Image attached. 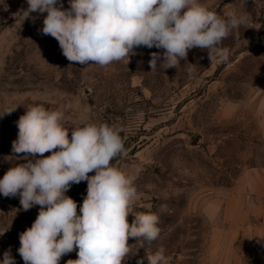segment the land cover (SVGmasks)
Here are the masks:
<instances>
[{"label":"rangeland","instance_id":"rangeland-1","mask_svg":"<svg viewBox=\"0 0 264 264\" xmlns=\"http://www.w3.org/2000/svg\"><path fill=\"white\" fill-rule=\"evenodd\" d=\"M200 2L222 17L247 16L223 41L229 59L210 61L207 50L193 48L176 68L151 71L150 54L162 49L137 47L129 60L103 67L70 62L58 41L40 31L46 13L22 21L27 0H0V115L16 107L0 116V179L24 162L10 157L16 122L30 106L63 111L69 138L72 127L84 123L121 129L124 149L112 164L134 178L137 197L128 222L151 212L161 228L159 238L143 247L129 238L131 252L122 264H137L161 246L170 264H227L221 260L237 257L246 264L261 251L242 212L264 201L246 194L238 180L262 162L264 0ZM86 189L82 181L66 192L77 202V214ZM38 212L39 206L25 211L19 196L0 195V261L10 249L16 264H24L19 235ZM77 251L59 264L77 259Z\"/></svg>","mask_w":264,"mask_h":264},{"label":"clouds","instance_id":"clouds-1","mask_svg":"<svg viewBox=\"0 0 264 264\" xmlns=\"http://www.w3.org/2000/svg\"><path fill=\"white\" fill-rule=\"evenodd\" d=\"M27 0L19 12L22 21L32 13L47 15L40 29L58 41L64 57L81 65L107 66L135 54L137 47H155L148 61L151 71L176 68L193 48L207 50L210 61L225 62L230 49L223 41L248 22L245 14L226 17L200 0ZM91 62V63H90ZM16 107L4 111L10 114ZM64 113L42 104L26 109L16 122L17 138L10 159L15 164L0 179V195L19 196L27 211L39 206L30 228L20 233L17 249L24 264H122L130 255L129 238L151 244L161 233L156 213L139 212L128 222L137 197L134 178L113 166L124 149L117 129L106 123L68 127ZM45 153H51L45 156ZM22 154V155H21ZM94 175L89 176V173ZM87 182L86 196L77 214V202L66 195L73 184ZM2 235V234H0ZM159 247L137 264H170ZM0 264H16L6 250Z\"/></svg>","mask_w":264,"mask_h":264},{"label":"crops","instance_id":"crops-1","mask_svg":"<svg viewBox=\"0 0 264 264\" xmlns=\"http://www.w3.org/2000/svg\"><path fill=\"white\" fill-rule=\"evenodd\" d=\"M238 181L246 194H250L255 200L264 201V142L262 162L246 171ZM242 216L245 217L244 224L246 227L252 230L254 248L261 250L253 258L246 260V264H264V206L258 205L248 209L242 212ZM221 262L227 264L245 263L241 257L233 260L223 258Z\"/></svg>","mask_w":264,"mask_h":264},{"label":"built area","instance_id":"built-area-1","mask_svg":"<svg viewBox=\"0 0 264 264\" xmlns=\"http://www.w3.org/2000/svg\"><path fill=\"white\" fill-rule=\"evenodd\" d=\"M259 27H260L261 34L264 36V17Z\"/></svg>","mask_w":264,"mask_h":264}]
</instances>
